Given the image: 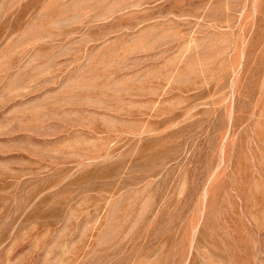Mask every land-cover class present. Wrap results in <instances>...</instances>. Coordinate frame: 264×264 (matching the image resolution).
I'll use <instances>...</instances> for the list:
<instances>
[{
	"label": "rangeland",
	"instance_id": "rangeland-1",
	"mask_svg": "<svg viewBox=\"0 0 264 264\" xmlns=\"http://www.w3.org/2000/svg\"><path fill=\"white\" fill-rule=\"evenodd\" d=\"M0 264H264V0H0Z\"/></svg>",
	"mask_w": 264,
	"mask_h": 264
}]
</instances>
